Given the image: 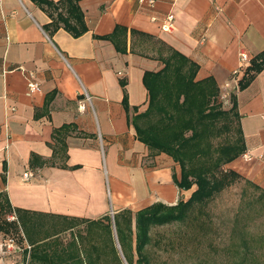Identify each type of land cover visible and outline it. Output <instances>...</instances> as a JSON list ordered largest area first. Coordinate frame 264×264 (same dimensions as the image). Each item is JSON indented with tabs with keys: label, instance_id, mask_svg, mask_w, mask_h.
<instances>
[{
	"label": "crops",
	"instance_id": "crops-1",
	"mask_svg": "<svg viewBox=\"0 0 264 264\" xmlns=\"http://www.w3.org/2000/svg\"><path fill=\"white\" fill-rule=\"evenodd\" d=\"M80 5L88 31L75 38L64 29L50 36L44 26L51 19L33 0H0V192L7 193L15 211L9 216L20 217L23 251L66 233L63 242L71 234L85 235L80 219L104 226L103 217L110 215L114 227L122 211L135 213L157 202L176 205L196 189L176 185L179 165L138 139L123 105L121 80L127 81L130 107L141 113L149 100L144 74L164 67L130 51L132 29L197 63L196 80L213 77L221 94H236L247 150L227 168L264 192V69L243 90L232 81L241 50L251 55L249 66L264 52V0H156L153 6L141 0H81ZM169 14L175 21L165 31ZM117 26L128 29L126 53L96 38L111 35ZM30 73L39 83L33 94ZM65 124L73 126L66 151L53 139L54 129ZM80 227L84 232H75ZM102 230L92 232L96 236L85 243L86 253L99 259L96 264H119ZM5 235L0 231V264H15ZM94 244L101 249L94 251Z\"/></svg>",
	"mask_w": 264,
	"mask_h": 264
},
{
	"label": "trees",
	"instance_id": "trees-1",
	"mask_svg": "<svg viewBox=\"0 0 264 264\" xmlns=\"http://www.w3.org/2000/svg\"><path fill=\"white\" fill-rule=\"evenodd\" d=\"M33 2L50 17L51 22L44 26L50 36L59 29L66 30L75 38L88 31L85 13L80 5L81 0ZM127 34V28L117 26L111 35L96 38L110 40L119 52L126 53ZM131 36V52L158 59L164 67L158 72H145L143 80L149 100L147 109L141 113L137 107H130L126 92L127 81L121 80L124 89L123 105L136 129L138 139L152 152L165 153L179 165L181 175L180 178L175 175L176 185L183 190L196 187L188 200H180L176 205L157 202L135 213L125 210L115 215L114 224L122 249L124 250L126 243L125 231L133 235L134 220L138 254L136 264H150L146 251L152 243L154 229L186 220L195 205L207 204L217 194L238 181L252 183L238 172L227 168L229 163L244 155L247 150L237 110L236 94L231 93V107L226 109L221 89L213 77L196 80L199 70L197 63L150 34L132 29ZM136 39H140L142 44H136ZM263 69L264 52L253 58L251 66L246 68L238 82L239 89H245ZM72 129L73 126L68 124L54 129L53 139L65 151V138ZM56 155L55 149L53 157ZM65 156L67 157V154ZM62 166L66 167L65 164ZM3 180L6 183V177ZM14 212L7 193L0 192L1 232L8 234L9 228L16 231L22 229L19 216L17 221L10 222L7 219ZM103 220L108 222L104 226L99 224L100 220H78L77 222L86 224L88 233L71 234L67 242L57 236L30 243V250L25 251L30 254V263L96 264L99 259L95 261L90 258L86 253L85 243L94 239L96 234L92 232L97 227L103 229L102 236L107 238L110 243L108 246L116 253L119 261L112 218L106 215ZM72 221L71 225L74 224ZM122 223L124 227H121ZM89 235L93 237L90 238ZM100 249L97 244L93 245L94 251Z\"/></svg>",
	"mask_w": 264,
	"mask_h": 264
},
{
	"label": "rangeland",
	"instance_id": "rangeland-1",
	"mask_svg": "<svg viewBox=\"0 0 264 264\" xmlns=\"http://www.w3.org/2000/svg\"><path fill=\"white\" fill-rule=\"evenodd\" d=\"M230 95L221 94L226 109L231 107ZM9 229L3 237L15 239L22 247L13 253V262L18 263L25 254V237L21 228ZM113 231L119 264H136L135 228L133 235L125 231L124 250L115 224ZM75 232H84V228ZM68 237L66 233L61 239ZM146 253L150 264H264V192L253 184L238 181L207 204L195 205L186 220L154 229Z\"/></svg>",
	"mask_w": 264,
	"mask_h": 264
},
{
	"label": "built area",
	"instance_id": "built-area-1",
	"mask_svg": "<svg viewBox=\"0 0 264 264\" xmlns=\"http://www.w3.org/2000/svg\"><path fill=\"white\" fill-rule=\"evenodd\" d=\"M141 1H147L151 6H153L156 3V0H141ZM175 21V15L169 14L167 18L164 21L163 24V30L169 31L173 28ZM251 62V55L246 50H241L239 54V66L232 71V81L235 83L239 82L240 76L244 74L246 68L250 65ZM27 84H28V90L30 94H33L39 90V83L36 79V76L33 75V73H30L27 77ZM230 87V83H227L225 85V88L227 89ZM228 93H224V97H226ZM247 158V156H245ZM25 177L29 176V173L24 174ZM17 218L15 216H8V220H16ZM6 249L11 253H17L22 250V248L16 243L15 239L8 238L6 239L4 243ZM30 246L27 247L28 250H30ZM15 264H30V254L28 253L21 262L15 263Z\"/></svg>",
	"mask_w": 264,
	"mask_h": 264
}]
</instances>
